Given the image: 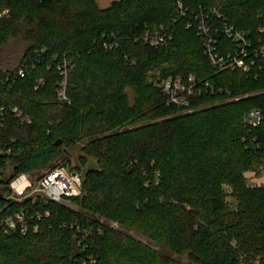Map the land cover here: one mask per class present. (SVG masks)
<instances>
[{
	"label": "trees",
	"instance_id": "obj_1",
	"mask_svg": "<svg viewBox=\"0 0 264 264\" xmlns=\"http://www.w3.org/2000/svg\"><path fill=\"white\" fill-rule=\"evenodd\" d=\"M213 6L223 13L213 23L251 40L249 70L212 66L195 16ZM1 12L0 221L23 210L28 230L0 224V264H264V182L246 175H264V0H0ZM158 24L172 37L154 47L142 33ZM218 37L219 52L233 49ZM11 40L24 50L5 68ZM178 74L214 93L192 96L191 109L170 103L159 81ZM252 108L263 110L255 127L244 121ZM81 141L80 166L96 164L68 198L78 208L5 197L20 172L71 164L67 150Z\"/></svg>",
	"mask_w": 264,
	"mask_h": 264
},
{
	"label": "built area",
	"instance_id": "obj_2",
	"mask_svg": "<svg viewBox=\"0 0 264 264\" xmlns=\"http://www.w3.org/2000/svg\"><path fill=\"white\" fill-rule=\"evenodd\" d=\"M180 9L183 13L186 12L182 2L179 3ZM199 12L196 13L195 22L198 28V34L202 35L204 40L205 52L210 58L212 66H216L219 70H226L229 68L240 67L243 70H249L246 57L249 54V48L252 44L251 40L245 35L243 31L237 30L234 25L224 23L222 25L212 22L213 18H221L223 13L221 9L213 6L209 10L199 8ZM2 12L0 13V15ZM192 22H188V27L192 26ZM261 32L264 33V27L261 28ZM224 34L234 42L233 49L227 53L219 52V35ZM172 35L168 33L167 28L163 24L150 27L146 26L142 33V39H144L151 46L157 47L167 40L171 39ZM105 47H109L105 43ZM113 47V43L110 45ZM260 50L264 53V43L261 45ZM25 61L19 63L18 73L24 76L25 74ZM253 62V61H252ZM58 68L62 74L65 75L64 80L60 83L63 86L59 90V96L66 99V64H59ZM159 86L162 92L168 98L170 103H175L185 109H191V98L196 94H202L203 91L214 93V87L209 81H205L199 84L193 74L187 75H175L173 77L164 78L159 81ZM12 111L15 116L21 117L22 120H29V117L23 114L22 110L18 106L12 107ZM263 117V110L261 108H252L246 111L245 122L250 126H258ZM5 106L0 107V128L3 126L5 120ZM74 166L68 162H62L57 164L39 177L33 179L29 174L20 172L19 175L14 177L9 183L10 191L6 193L5 197L15 201H21L27 197L35 200L37 196L43 197L45 200L64 203L70 197L78 196L82 191L83 172L76 169H72ZM264 173V168L262 167ZM263 175V174H262ZM264 176V175H263ZM252 184V183H251ZM254 185V184H252ZM48 215V212L45 213ZM36 216L40 219L42 215L37 213ZM35 219V216H31ZM0 224L4 225V231L7 229H18L19 231L26 233L28 230V218L25 212H15L5 219H1ZM116 224V223H115ZM37 225L35 226V230ZM77 229H83L77 227ZM94 258L91 259V262ZM80 264H88L87 261H81Z\"/></svg>",
	"mask_w": 264,
	"mask_h": 264
},
{
	"label": "rangeland",
	"instance_id": "obj_3",
	"mask_svg": "<svg viewBox=\"0 0 264 264\" xmlns=\"http://www.w3.org/2000/svg\"><path fill=\"white\" fill-rule=\"evenodd\" d=\"M113 0H97V2L99 3L100 6H108ZM24 50V45H22V43L16 41V40H11L10 42H8L7 44L3 45L2 51H1V64L3 66H5V68L8 67H15V65L18 63V59L20 57V55L22 54ZM84 142H78L77 144H75L74 146L69 147V149L67 150L68 156L70 158L71 164L73 166L79 165L80 166V155H84V152L81 150V146ZM63 158H59L57 160H55L53 163H51L50 165H48V167L43 168L40 172H38L39 174H41L42 172L44 173L45 171H47L49 168H51L54 165L60 164L62 163ZM96 164V159L94 157H88V164L86 165H82L80 166L81 171H85L87 167H91V166H95ZM72 168V169H76ZM12 173V167L8 166L6 169L5 174L7 176H10ZM35 174V178H36ZM247 178L249 179V181L254 184V185H258V184H262L264 182V176H260L257 175V173H255L254 171H248L246 173ZM34 178V179H35ZM65 202L74 207V208H78V204L76 201H71V200H65ZM113 226H117V223L115 224V222L111 223ZM134 235V238H138L140 240H142L143 242L149 244V245H154V242L148 240L146 237L139 235V234H135L134 232H131ZM157 247V246H156Z\"/></svg>",
	"mask_w": 264,
	"mask_h": 264
},
{
	"label": "water",
	"instance_id": "obj_4",
	"mask_svg": "<svg viewBox=\"0 0 264 264\" xmlns=\"http://www.w3.org/2000/svg\"><path fill=\"white\" fill-rule=\"evenodd\" d=\"M59 142H61V140H57V141H56V144L59 143Z\"/></svg>",
	"mask_w": 264,
	"mask_h": 264
}]
</instances>
